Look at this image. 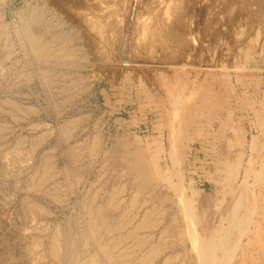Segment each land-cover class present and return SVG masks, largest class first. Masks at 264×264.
Wrapping results in <instances>:
<instances>
[{
	"label": "rangeland",
	"instance_id": "1",
	"mask_svg": "<svg viewBox=\"0 0 264 264\" xmlns=\"http://www.w3.org/2000/svg\"><path fill=\"white\" fill-rule=\"evenodd\" d=\"M148 1L129 0L137 3L130 18L132 3L126 7L122 0L111 10L102 0H0V264H50L45 249L55 232L72 237L77 259L78 244L86 243L90 254L108 264L89 237L87 222L111 197L117 201L113 221L125 219L131 229L137 225L135 236L146 238L140 247L135 236L122 243L132 248L129 264H143L137 256L144 253H151L147 264H264V153L222 154L218 143L227 135L264 144V4L241 1L225 12V6L213 9V0H203L186 12L187 26L176 28L191 42H184L185 48L179 43L184 53L175 62L161 63L163 51L154 46L160 58L131 64L134 46L122 42V22L115 33L91 23L112 22V13L125 23L130 18L125 29L130 43L134 26L149 18L139 10ZM34 12L55 25V34L79 31L83 37L65 43L49 34L46 52L37 56L24 34ZM127 46L133 47L128 53ZM175 46L171 52L180 47ZM192 107L195 120L189 123ZM195 128L216 137L219 154H189L196 145L187 140ZM72 150L81 156L70 167ZM123 152L147 163L153 186L137 188L134 173L122 163ZM48 158L54 169L39 189ZM149 214L152 227L142 228ZM107 236L102 232L99 239L115 237ZM36 239L42 246H35Z\"/></svg>",
	"mask_w": 264,
	"mask_h": 264
},
{
	"label": "bare ground",
	"instance_id": "2",
	"mask_svg": "<svg viewBox=\"0 0 264 264\" xmlns=\"http://www.w3.org/2000/svg\"><path fill=\"white\" fill-rule=\"evenodd\" d=\"M83 1V0H82ZM98 1H101V0H98ZM104 2V6L107 8V10H109L110 8H113L115 3L119 2V4L121 5V0H102ZM123 1V4L124 6H129L131 5V3L133 2H130L128 3L127 0H122ZM203 0H149L148 3L144 4V6H141L140 5V11L145 14L146 16H148L149 18H146L145 19V23L142 21V22H139V24H136L135 27V30L134 33L132 34L133 36L131 37V41L129 43V37L128 35L126 34V28L129 24V19L132 18V13L134 12V10L136 9V6H137V3L134 4L132 3V10L130 9V12H131V15L130 18L128 19V22L125 23V18H122V16H120L119 14L120 13H115V15H119L120 17L118 18L117 16H112L113 13L111 14L110 17H113L112 19V22H109L104 25H100L101 27H98V23L97 22H93L91 23V25L93 26V28H97V30L103 28L104 26H108V28L110 29H114V33H115V28L116 27H119V22H122V25H123V28L120 29L122 31H120L122 33V36H121V39H122V42L124 41V43H126L127 41V44L128 45H132L134 46V49L133 47L128 49V47L130 46H127V53L128 51L130 52L131 49H133L132 53H129V56L131 58L132 56V60H131V64L133 63H139V62H142V63H146V61H155L157 58H160L159 55L155 54L157 49L160 48L161 51H163V61L161 63H163L164 61H172L173 59H176L178 58L179 55H181L180 53H184L181 49L182 47H184V45L186 46V43L184 42H187L189 40H187V37H185L186 35H182V34H177V32L179 30L176 31V28H178L177 26H181L182 25H185L187 20L185 21V18L186 17V12L188 11H191L192 10V7H195V8H198L200 5V3H202ZM208 1V0H207ZM210 1V0H209ZM221 0H213V2L211 3L212 5V8L214 9V5H219L221 8L222 7H226V9H224V11L229 8L230 9V5H233L234 3H236L237 5V2H241V1H244V3H247L248 5L251 4V0H222L223 2H220ZM259 0H256V1H253L254 2V5L255 3H257ZM80 2V0H79ZM137 2V0H136ZM252 2V4H253ZM62 3V2H61ZM76 3V2H74ZM154 3V4H153ZM242 3V2H241ZM239 3V4H241ZM57 4V3H56ZM62 4L65 5V3L63 2ZM61 6H64L62 5ZM96 4V8H100V7H103V3L102 5L101 4H98V2L95 3ZM206 4V3H205ZM209 4V3H208ZM238 4V5H239ZM260 6H263L262 4H264V0H260V2L258 3ZM76 5V4H75ZM74 5V6H75ZM101 5V6H100ZM118 5V6H120ZM246 5V4H244ZM257 5V4H256ZM255 5V6H256ZM78 6V5H77ZM88 7V5H85ZM117 6V4H116ZM117 6V7H118ZM139 6V5H138ZM207 6V5H206ZM204 6V8L206 7ZM209 6V5H208ZM214 6V7H213ZM260 6H257L259 7L258 9H260ZM25 6H23L24 8ZM67 7V4L66 6H64V8ZM79 7V6H78ZM130 7V6H129ZM211 7V6H210ZM219 7V9H220ZM239 7V6H238ZM241 7V6H240ZM31 8V7H30ZM63 8V7H62ZM90 8V7H88ZM124 8V7H123ZM194 8V9H195ZM211 8V9H212ZM235 10H236V7H234ZM68 9V8H67ZM82 9V8H81ZM138 9V8H137ZM207 9V8H206ZM216 9V8H215ZM242 9V8H240ZM246 9V8H245ZM250 9V8H249ZM262 9H264L262 7ZM22 10V9H21ZM70 10V9H69ZM68 10V11H69ZM94 10H95V7H94ZM111 10V9H110ZM138 10V12H140ZM234 10V11H235ZM261 10V9H260ZM67 11V10H65ZM89 11V10H88ZM195 11V10H194ZM197 11V10H196ZM225 11V12H226ZM230 11V10H228ZM233 11V12H234ZM241 11V10H240ZM36 12V11H35ZM35 12L33 14H31L30 18H29V21L27 22L25 28H24V34L26 35V37L28 38L29 42H30V45L33 50L34 53H36V55H40V53L43 51L46 52V50H44V47H46V45L49 43V34H52L54 35V37H57L60 39V41L62 42H65V43H75L76 40L80 39L83 37L82 34L75 31V33H73V36H67V35H63V34H55V25L51 22H46L44 20V18L40 15V14H35ZM87 12V11H86ZM95 12V11H93ZM97 12V10H96ZM108 12V11H107ZM110 12V11H109ZM120 12V11H119ZM129 12V13H130ZM207 14L208 12L209 13H213L214 10L212 12L210 11H206ZM222 12H223V9H222ZM232 12V13H233ZM236 12H238L236 10ZM254 12V11H253ZM262 12V11H261ZM68 13V12H65V14ZM71 13V12H69ZM85 13V12H84ZM98 13H100L98 11ZM122 13V12H121ZM192 13V12H191ZM199 13V12H198ZM202 13V12H201ZM228 13V12H227ZM226 13V15H227ZM231 13V12H230ZM250 13V12H249ZM255 13V12H254ZM258 13V12H257ZM22 14V13H21ZM76 14V13H74ZM88 14V13H87ZM103 14V12H102ZM109 14V13H108ZM189 14V12H188ZM216 14V13H215ZM225 14V13H224ZM223 14V15H224ZM72 15V14H71ZM70 15V16H71ZM80 16L82 14H79ZM97 15V13H96ZM99 15V14H98ZM101 15V14H100ZM105 15V14H104ZM144 15V16H145ZM156 15V16H155ZM185 15V16H184ZM200 16H202V14H199ZM230 16V14H228ZM50 16V15H49ZM70 16H68L67 18H69ZM91 16V14H90ZM103 16V15H101ZM107 16V15H106ZM138 16V15H137ZM189 16V15H187ZM198 16V15H197ZM207 16V15H206ZM217 16V15H216ZM227 17V18H231V17ZM238 16V15H237ZM72 17H75L72 16ZM110 17L108 19H110ZM127 17V16H126ZM199 17V16H198ZM197 17V19H198ZM209 19L211 20V16L208 15ZM214 17V14L213 16ZM262 17V16H261ZM92 18V17H91ZM215 18V17H214ZM214 18L212 20H214ZM218 18V17H217ZM235 18V16H234ZM232 18V19H234ZM79 17L76 19L78 20ZM83 19V18H82ZM103 19V17H102ZM186 19H189L186 17ZM191 19V18H190ZM256 19V18H255ZM262 19V18H260ZM61 20V19H60ZM72 20V19H71ZM81 20V19H79ZM85 20V18H84ZM96 20V19H95ZM144 20V19H143ZM196 20V19H195ZM27 21V20H26ZM74 21V20H72ZM83 22V20H81ZM93 21V20H92ZM97 21V20H96ZM103 21V20H102ZM140 21V20H139ZM207 22H209L208 20H206ZM205 21V22H206ZM215 21V20H214ZM217 21V19H216ZM221 21V20H220ZM263 21V20H262ZM64 22V20H63ZM101 22V21H100ZM99 22V24H100ZM106 22V21H105ZM189 22V20H188ZM191 22V21H190ZM219 22V21H218ZM66 24V22H64ZM75 23V22H74ZM77 23V22H76ZM103 23V22H102ZM214 23V22H212ZM211 23V24H212ZM222 23V22H221ZM231 23V22H230ZM188 24V23H187ZM204 24V22H203ZM202 24V25H203ZM218 24V23H217ZM24 25V24H23ZM121 25V24H120ZM130 25V24H129ZM154 25V26H153ZM201 25V24H199ZM204 25H207V24H204ZM84 26V25H82ZM187 26V25H185ZM209 26V25H208ZM217 26V25H216ZM24 27V26H23ZM87 27V26H85ZM194 27V26H193ZM192 27V28H193ZM207 27V26H205ZM210 29L214 30L216 29V27H211L209 26ZM222 27H225V26H222ZM84 28V27H83ZM120 28V27H119ZM181 27H179L180 29ZM214 28V29H213ZM218 28V27H217ZM63 29V28H62ZM76 29V28H75ZM118 29V28H116ZM126 29V30H125ZM197 29V28H196ZM205 29L206 31L208 30V28H203ZM209 29V30H210ZM85 30V29H84ZM83 30V31H84ZM90 29H88L89 31ZM188 30V29H187ZM190 30V29H189ZM205 30L202 31V34H205L203 32H205ZM222 30V29H221ZM263 30V29H262ZM13 31V30H12ZM63 31V30H62ZM94 31V30H93ZM92 31V32H93ZM131 31V30H130ZM211 31V30H210ZM61 32V31H60ZM86 31H84L85 33ZM91 32V31H90ZM96 32V31H95ZM94 32V33H95ZM180 32V31H179ZM190 33V31H188ZM187 32V33H188ZM208 32V31H207ZM186 33V32H185ZM209 33V32H208ZM91 35H93V33H90ZM98 34V32H97ZM101 34V33H100ZM119 34V33H118ZM194 35V34H193ZM207 35V33H206ZM213 35V34H212ZM221 35V34H220ZM110 36V35H108ZM226 36V35H224ZM53 38V36H51ZM86 37V36H85ZM89 37V36H88ZM96 37V36H95ZM192 37V36H191ZM227 37V36H226ZM100 38V37H99ZM111 37H109L110 39ZM204 38V37H203ZM213 38V37H212ZM192 39V38H191ZM194 39V38H193ZM226 40V39H225ZM7 41V40H6ZM24 41V39H23ZM79 41V40H78ZM81 41V40H80ZM101 40L97 41L96 42H100ZM108 41V40H107ZM113 41V40H112ZM193 41V40H192ZM202 41V40H201ZM91 42V40H90ZM191 42V41H189ZM80 43V42H79ZM92 43V42H91ZM179 43H184L182 45V47L179 45ZM188 43V42H187ZM53 44V43H52ZM62 44V43H61ZM93 44V43H92ZM91 44V45H92ZM97 44V43H96ZM105 44V42H104ZM108 44V43H107ZM118 44V43H117ZM126 44V45H127ZM178 45L177 47H179L177 49L176 52H171V49L173 47V45ZM197 44V43H196ZM216 44V43H215ZM94 45V44H93ZM92 45V46H93ZM120 45V44H119ZM123 45V43H122ZM125 45V46H126ZM189 45V44H188ZM191 45V44H190ZM193 45V44H192ZM62 46V45H61ZM64 46V45H63ZM76 46V45H75ZM89 46V45H88ZM113 46V45H112ZM117 46V45H116ZM156 46V48L154 47ZM53 47V46H52ZM51 47V48H52ZM90 47V46H89ZM95 47V46H94ZM104 47V46H103ZM106 47V46H105ZM175 46V49L177 48ZM188 47V46H187ZM62 48V47H61ZM60 48V49H61ZM74 48V47H73ZM84 48V47H83ZM93 48V47H92ZM96 48V47H95ZM125 48V47H124ZM174 48V47H173ZM185 48V47H184ZM68 49V48H67ZM70 49V48H69ZM79 49L80 47L77 46V51H75L72 55H75L76 53L79 52ZM108 49V48H107ZM106 49V50H107ZM153 49H156V51H153ZM5 50V49H4ZM55 50V49H54ZM58 50V49H57ZM65 50V49H64ZM113 50V49H112ZM184 50V49H183ZM61 51V50H59ZM58 51V52H59ZM63 51V50H62ZM61 51V52H62ZM72 51V50H71ZM84 51V50H83ZM97 51V49H96ZM104 51V50H103ZM117 51V50H116ZM160 51V53H161ZM182 51V52H181ZM68 52V50H67ZM94 52V51H93ZM92 52V53H93ZM29 53V52H28ZM96 53V52H95ZM94 53V55H95ZM99 53V52H98ZM108 53H110L108 51ZM157 53H159L157 51ZM45 54V53H44ZM60 53H53V55H59ZM42 55V54H41ZM47 55V54H46ZM52 55V54H51ZM67 55V54H66ZM65 55V56H66ZM71 55V54H70ZM112 55V54H111ZM128 55V54H127ZM183 55V54H182ZM64 56V55H63ZM109 56V54H108ZM113 56V55H112ZM111 56V57H112ZM184 56V55H183ZM103 57V56H102ZM106 57V56H105ZM115 57V56H113ZM117 57V56H116ZM162 57V56H161ZM54 58V57H53ZM52 58V59H53ZM59 58V57H58ZM66 58V57H65ZM68 58V57H67ZM87 58V57H86ZM129 58V59H130ZM42 59V58H41ZM46 59V57H45ZM48 59H50L48 57ZM51 59V60H52ZM115 59V58H113ZM61 60V59H60ZM98 60V59H96ZM100 60H103V59H100ZM8 61V60H7ZM161 61V60H159ZM174 61V60H173ZM52 62H55V61H52ZM103 62V61H102ZM118 62V61H117ZM175 62V61H174ZM119 63V62H118ZM159 63V62H158ZM113 64V63H112ZM131 64H126V66H130ZM149 64V63H148ZM59 65V64H58ZM137 65V64H136ZM156 65V64H155ZM26 74V73H25ZM18 75V74H17ZM59 76V75H58ZM50 77V76H49ZM118 77V76H117ZM58 79V78H57ZM50 81V80H49ZM52 81V80H51ZM54 81V80H53ZM52 83V82H51ZM56 83V82H55ZM13 84V83H12ZM63 90V89H62ZM61 91V90H60ZM198 99V98H197ZM61 103V102H60ZM12 105V104H11ZM60 106V105H59ZM17 108V107H16ZM29 109V108H28ZM31 110H33L31 108ZM27 111V110H26ZM194 108H189L187 109V121L189 123L193 122L192 120L194 119L195 120V117H194ZM33 112V111H32ZM40 112V111H39ZM90 115V114H89ZM198 116V115H197ZM15 117V116H14ZM16 118V117H15ZM19 118V117H18ZM172 119V118H171ZM198 120H199V117H198ZM187 122V124H188ZM197 122V121H196ZM31 128V127H30ZM68 129V128H67ZM1 131L3 132V130L1 129ZM47 133V132H46ZM69 134V133H68ZM125 134V133H124ZM72 135V134H71ZM69 136V135H68ZM126 138V137H125ZM22 139V138H21ZM24 139V138H23ZM39 139V137H38ZM123 141V139H121ZM118 141V140H117ZM224 141V140H223ZM31 142V141H30ZM117 143V142H116ZM57 144V143H56ZM121 144V143H120ZM75 145V144H74ZM78 145V144H77ZM139 146V145H138ZM84 147V146H83ZM118 147V146H117ZM9 148V147H8ZM20 149V148H19ZM117 149V148H116ZM98 150V149H97ZM95 150V151H97ZM132 150V148H131ZM39 151V150H38ZM65 151V150H64ZM72 154H70V167H73L74 164H76V161L80 158L81 154H79V152L77 150H72ZM115 151V150H114ZM129 151V150H128ZM138 151V150H137ZM70 153V152H69ZM107 153V152H106ZM137 153V152H135ZM140 153V152H139ZM143 153V152H142ZM96 154V153H95ZM141 154V153H140ZM67 155V154H66ZM134 155V153H133ZM132 154H128L126 152H123L122 154H120V157L122 159V163L125 161V165L128 166V168L134 173V176L136 178V185H137V188L139 190H142V189H148L149 187L153 186L154 185V180L153 179H150V173L148 171H146L145 169V166H147L146 164H144L142 162V160L140 159V156H138V159L137 158H134ZM136 155V154H135ZM117 156V155H116ZM51 157V156H50ZM32 158V157H31ZM60 158V157H59ZM68 158V157H67ZM111 158V156H110ZM145 158V157H144ZM16 160V159H15ZM45 160V158H44ZM66 161V160H65ZM61 162V161H60ZM147 162V161H146ZM62 163V162H61ZM78 163V162H77ZM117 163V162H116ZM55 164V163H54ZM54 164L53 162L48 158L46 160V163L44 162V173L42 175V177L40 178L39 182H38V187L39 189L43 188V186L45 185L46 183V178L50 175H52V172H53V169H54ZM57 164V163H56ZM65 162L63 160V163L62 165H64ZM124 165V166H125ZM65 166V165H64ZM62 167V166H61ZM60 167V168H61ZM70 167H68L67 169H69ZM56 168V167H55ZM64 168V167H63ZM62 168V169H63ZM58 169V168H57ZM60 169V170H62ZM75 169V168H74ZM149 169V168H148ZM160 169V168H159ZM66 170V168H65ZM64 170V171H65ZM41 171V170H40ZM67 171V170H66ZM65 171V172H66ZM156 171V170H155ZM72 172V171H71ZM77 172V170H76ZM63 173V172H61ZM103 175V174H102ZM261 175V174H260ZM56 176V175H55ZM99 176V175H98ZM76 178V177H75ZM38 179V178H37ZM49 179V178H48ZM68 179V178H67ZM100 179V178H99ZM170 179V178H169ZM160 183V182H159ZM36 184V183H35ZM53 184V183H52ZM37 185V184H36ZM35 185V186H36ZM157 186V185H155ZM162 186V185H161ZM160 186V187H161ZM169 186V185H168ZM153 188V187H152ZM38 189V188H37ZM47 189V188H46ZM170 189V188H168ZM159 190V189H158ZM128 192V191H127ZM54 193H52L53 195ZM161 194V193H160ZM51 195V196H52ZM167 195V193H166ZM53 196H56V195H53ZM61 196V195H60ZM134 196V195H133ZM58 197V196H57ZM65 197V196H64ZM117 197V196H116ZM56 198V197H54ZM114 198V197H113ZM111 197V199L109 198V200H112L110 202H106L104 205L101 204L100 206H98L97 210H96V213L94 214V217L90 218V220L88 221L87 219V223H88V233H89V237H92L93 239H95V242H96V245L98 247V253H100V255L105 259V261H107L106 263L108 264H129V257L131 256L132 254V248L131 247H128V245L124 248L122 243H125V241L129 240L130 238H133L136 234L133 233V227L132 229L131 228H127V223L124 221L125 219L123 220H119V221H113V218H114V215H115V209L117 208V205L115 204L117 201H115V199H113ZM93 199V198H92ZM108 200V201H109ZM94 201V200H93ZM115 201V202H114ZM143 201V200H142ZM35 203V202H34ZM59 203V202H58ZM103 203V202H102ZM91 205H93L91 203ZM123 205V204H122ZM132 205V204H131ZM146 205V204H145ZM94 206V205H93ZM46 208V207H45ZM44 207L40 206V205H36V210H38L39 212H41L42 214L41 215H46L48 216V211L45 209ZM94 208V207H93ZM92 208V209H93ZM172 208V207H171ZM35 210V209H34ZM87 210H88V207H87ZM82 211V210H81ZM91 211V210H90ZM119 213V212H118ZM122 213V212H121ZM40 214V213H39ZM88 215V214H87ZM51 216V215H50ZM134 216V215H133ZM44 217V216H43ZM148 217H151V214H149L145 220L143 221V223L141 224V227L142 228H148V229H151V225L153 221H150V218ZM37 218V217H36ZM115 219V218H114ZM153 219V218H152ZM151 219V220H152ZM117 220V219H116ZM143 220V219H142ZM206 220V219H205ZM157 222V221H156ZM140 223V222H139ZM49 225V224H48ZM219 225V224H218ZM79 227V226H78ZM87 227V226H86ZM140 227V226H139ZM150 227V228H149ZM70 228V226H69ZM138 227H136L137 229ZM182 228V227H181ZM38 229V228H37ZM183 230V229H182ZM195 230V229H194ZM222 230V228H221ZM50 231V230H49ZM138 231V230H136ZM220 231V230H219ZM47 232V231H46ZM51 232V231H50ZM102 232H105L109 237L110 235L113 234L115 235L114 239L113 240H109V241H101L99 238H100V234ZM139 232V231H138ZM29 233V232H28ZM60 233V232H59ZM58 232H55L53 235H51L52 237L50 238L49 240V246L48 248L45 249V254H47L48 256V259L50 261V264H103L102 261H101V258L97 255H93V254H90L88 250H86V243L83 244L82 246L78 244V246H80V249L79 251H81V258L77 259L75 255H77V253H75V243L73 242L74 240L71 238L72 237H69L68 239V236L67 238H63ZM71 234V233H70ZM69 234V235H70ZM193 235V234H192ZM73 236V235H72ZM82 236V235H81ZM84 236V234H83ZM107 236V237H108ZM138 236V235H137ZM135 236V239H134V243H136L139 247L142 246L141 244L144 243L145 239L146 238H140V237H137ZM179 236V235H178ZM220 236V235H219ZM46 237V236H45ZM104 236H102L101 238H103ZM142 237V236H141ZM147 237V236H146ZM86 238V236H85ZM88 238V237H87ZM217 238V236H216ZM220 238V237H219ZM184 239V238H183ZM37 240V239H36ZM91 240V239H90ZM108 240V239H107ZM149 240V239H148ZM219 239H217L218 241ZM81 241V240H80ZM94 241V240H93ZM171 241V240H170ZM193 241V240H191ZM230 242V241H229ZM80 243V242H79ZM92 243V242H91ZM94 243V242H93ZM193 243V242H192ZM203 243V241H202ZM213 243V241H212ZM218 243V242H217ZM216 243V244H217ZM197 244V242H196ZM195 244V245H196ZM41 245V240H37V245L35 246H40ZM135 245V244H134ZM145 245V243H144ZM143 245V246H144ZM153 245V244H152ZM194 245V244H193ZM209 247H210V244H208ZM213 245V244H212ZM42 246V245H41ZM86 247V248H85ZM88 247H91L88 246ZM123 247V248H122ZM151 247V246H150ZM153 247V246H152ZM157 247V246H155ZM135 248V247H134ZM133 248V249H134ZM96 249V248H95ZM150 249V248H149ZM152 249V248H151ZM204 249V248H203ZM213 248H211L212 250ZM44 250V249H43ZM135 250V249H134ZM155 251V253L158 251V248H154L153 249ZM209 250V248H208ZM210 250V251H211ZM146 251V250H144ZM151 251V250H150ZM203 251V250H202ZM214 251V249L212 250ZM216 251V250H215ZM217 252V251H216ZM141 253V252H140ZM144 253V252H143ZM207 253V252H206ZM135 254V252H134ZM148 255H151V253H147ZM146 254V255H147ZM205 254V253H204ZM210 254V253H209ZM144 254H141L140 256L138 255L137 258L140 262H142L144 264V262H146V264L149 262V259L147 258V256ZM166 255V254H165ZM203 255V254H202ZM39 256V255H38ZM41 257V256H40ZM205 257V256H204ZM44 258V257H43ZM132 257H130L131 259ZM213 258V257H212ZM32 259V258H31ZM203 259V258H202ZM215 259V258H214ZM129 261V262H128ZM212 261V260H211ZM139 262V263H140ZM33 263V262H32ZM152 263V262H151ZM216 263V262H215ZM138 264V263H137ZM212 264H214L212 262Z\"/></svg>",
	"mask_w": 264,
	"mask_h": 264
},
{
	"label": "crops",
	"instance_id": "3",
	"mask_svg": "<svg viewBox=\"0 0 264 264\" xmlns=\"http://www.w3.org/2000/svg\"><path fill=\"white\" fill-rule=\"evenodd\" d=\"M202 132L203 133L195 128L193 137L187 140V143L192 142V145H196L194 150L188 149L189 154H219V151L221 152L222 150V154H238V156L246 154L247 152L248 154L264 153V144L257 141V139L250 141L249 139H242L238 137L236 140L235 138H229L230 136L227 135L224 136V141L219 140L218 143L220 145V149L219 151H216V137H213L211 133H205L203 130Z\"/></svg>",
	"mask_w": 264,
	"mask_h": 264
}]
</instances>
